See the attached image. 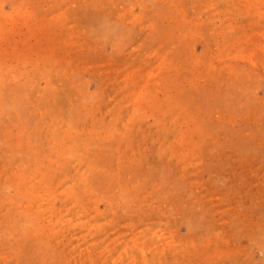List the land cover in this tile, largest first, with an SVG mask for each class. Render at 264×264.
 I'll return each instance as SVG.
<instances>
[{
    "label": "rangeland",
    "instance_id": "1",
    "mask_svg": "<svg viewBox=\"0 0 264 264\" xmlns=\"http://www.w3.org/2000/svg\"><path fill=\"white\" fill-rule=\"evenodd\" d=\"M0 264H264V0H0Z\"/></svg>",
    "mask_w": 264,
    "mask_h": 264
}]
</instances>
